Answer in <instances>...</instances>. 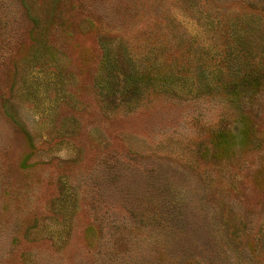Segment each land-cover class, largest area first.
I'll use <instances>...</instances> for the list:
<instances>
[{"label": "rangeland", "instance_id": "374dc122", "mask_svg": "<svg viewBox=\"0 0 264 264\" xmlns=\"http://www.w3.org/2000/svg\"><path fill=\"white\" fill-rule=\"evenodd\" d=\"M0 264H264V0H0Z\"/></svg>", "mask_w": 264, "mask_h": 264}]
</instances>
